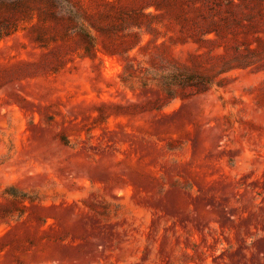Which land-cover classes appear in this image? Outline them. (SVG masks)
I'll return each instance as SVG.
<instances>
[{
    "label": "rangeland",
    "instance_id": "1",
    "mask_svg": "<svg viewBox=\"0 0 264 264\" xmlns=\"http://www.w3.org/2000/svg\"><path fill=\"white\" fill-rule=\"evenodd\" d=\"M0 264H264V0H0Z\"/></svg>",
    "mask_w": 264,
    "mask_h": 264
},
{
    "label": "trees",
    "instance_id": "2",
    "mask_svg": "<svg viewBox=\"0 0 264 264\" xmlns=\"http://www.w3.org/2000/svg\"><path fill=\"white\" fill-rule=\"evenodd\" d=\"M89 39H90V43L92 44V45H95L96 44V39H95V37L94 36H92V35H89ZM24 196V195H23ZM20 197L21 199H23L24 197Z\"/></svg>",
    "mask_w": 264,
    "mask_h": 264
}]
</instances>
